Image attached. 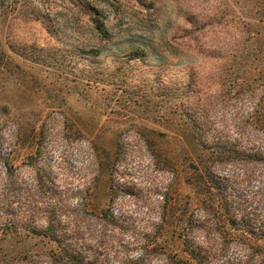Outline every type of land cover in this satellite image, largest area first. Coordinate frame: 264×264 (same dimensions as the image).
<instances>
[{"label":"rangeland","instance_id":"rangeland-1","mask_svg":"<svg viewBox=\"0 0 264 264\" xmlns=\"http://www.w3.org/2000/svg\"><path fill=\"white\" fill-rule=\"evenodd\" d=\"M263 8L0 0V264H50L69 240L133 261L162 213L180 255L264 264ZM257 189L241 232L231 205Z\"/></svg>","mask_w":264,"mask_h":264},{"label":"trees","instance_id":"trees-1","mask_svg":"<svg viewBox=\"0 0 264 264\" xmlns=\"http://www.w3.org/2000/svg\"><path fill=\"white\" fill-rule=\"evenodd\" d=\"M264 10V8H263ZM96 30H101L100 27H95ZM196 29L191 28L190 31L188 32V38L192 42H197L198 36L194 35V32ZM250 33V32H249ZM234 56L236 63H238V60L240 61L243 59L244 56ZM254 74L256 76H260L259 78L262 80L263 83V88H264V70H259V71H254ZM264 103V95L261 99V103ZM257 110H254V113H256ZM258 112V111H257ZM252 120V116L249 117ZM249 119V120H250ZM9 123L10 125L13 126L15 137H17L18 131L19 130V124L18 122L14 119L11 121H6L3 124ZM252 123V121H251ZM262 129L264 130V115L262 118ZM253 124V123H252ZM2 125V124H1ZM256 126V124H253ZM261 136H256L258 140L264 144V131ZM12 152V150H11ZM10 156V154H9ZM261 171H264V162L262 163V166L259 169V172L256 173V169H251V173L249 178H251L255 173L254 178L258 179L261 178ZM260 189H257L255 191H252L251 195H248L247 198L243 199V202H233V205H231V210L233 214H236L235 216L238 217L237 219L240 221V225L236 228L237 230H241V232H245L241 227H246L249 226V222L251 220H256L257 222V208L262 210L261 200L258 199V195L260 194ZM164 198V197H163ZM245 203V204H244ZM227 206V204H226ZM238 214V215H237ZM188 224L191 225V219L188 220ZM150 227L148 233H143L142 235L139 236H132V242L135 244V246L141 251L140 256L136 259L131 261L130 260H125L123 259L120 264H147V261H150L151 258L157 257V259H160L159 264H192L190 263V260L193 261V264H202V261L199 259L197 254L193 252L192 250L188 251L189 257H184L180 255L178 250H175L174 247H171L169 243L164 239L165 236L167 235V230L166 228L168 227V221L166 219V215L162 213L158 217V221L156 222V225H153V223L148 226ZM209 231V228H207ZM74 233L71 234V237H74L75 234L78 235V225L74 224L73 227ZM184 232V235H188L190 231L188 230H182ZM182 232V235H183ZM208 233V232H207ZM134 234V233H133ZM68 239L67 237H64V239ZM72 241H68L67 244H58V251L56 258L54 257L52 260H50V264H71L73 261H76V264H102V262L99 261V251L97 249H92V252L90 254L86 255H79L75 254L72 252ZM188 242V240L186 241ZM183 252L186 253L185 249H182ZM85 259H87L85 261ZM191 261V262H192ZM250 261H246L243 264H250ZM229 264H240V261L237 262H232Z\"/></svg>","mask_w":264,"mask_h":264}]
</instances>
